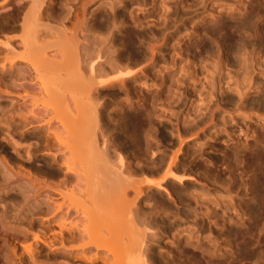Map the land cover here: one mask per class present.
Segmentation results:
<instances>
[{
  "label": "bare ground",
  "instance_id": "1",
  "mask_svg": "<svg viewBox=\"0 0 264 264\" xmlns=\"http://www.w3.org/2000/svg\"><path fill=\"white\" fill-rule=\"evenodd\" d=\"M95 1L0 0V76L12 88H0V93L15 98L9 106L14 113L0 122V264H78L75 260L96 264L99 259L101 264H264L263 134L242 150L227 144L222 152L229 170L240 168L247 174L244 182L249 195L241 201L235 217L228 221L210 212L198 213L186 203V214H194L199 229L211 234L217 227L226 241L225 249L210 247L198 228L196 233L189 230L185 238L179 237L176 229L169 242L172 246L158 247L159 259L154 256L145 235L151 230L145 223L151 213L141 210L138 203L149 199L153 191L173 199L166 183L194 179L191 174L177 172L187 140L176 128L174 148H168L156 168L160 176H149L140 165L148 163L154 153L148 106L153 99L151 85L135 101H118L112 116L108 115L117 122L108 134L109 125L102 118V91L118 86L128 95L127 84L145 67H130L129 55L137 53L136 35L128 33L123 43L116 40L119 25L114 11L125 0H99L89 30L83 27L86 10ZM254 2L263 8V0ZM68 3L73 6L68 8ZM108 9L113 11L112 29L103 35L102 30L110 28L103 23ZM132 12L131 8L129 15L134 20ZM51 16L56 23L43 21ZM257 17L258 28L249 30L246 37L256 40L255 49L264 56V15ZM65 21L71 26L63 24ZM103 44H109L106 50ZM211 45L210 51L216 48L219 56H230L222 32ZM120 46L125 47L126 55ZM148 49L150 63L155 47L149 45ZM198 51L203 53V49ZM21 65L38 92H28L22 83L16 86L26 77ZM159 74L162 93L167 76L162 71ZM128 108L135 110L134 119L148 120L141 124L143 146L127 123ZM125 144L134 159L123 150ZM41 174L50 179L41 178ZM229 198L233 199L231 192ZM173 213L177 217L179 211ZM104 232L103 240H95ZM90 246L103 247L110 257H101L99 250L92 256L86 251V255Z\"/></svg>",
  "mask_w": 264,
  "mask_h": 264
},
{
  "label": "rangeland",
  "instance_id": "2",
  "mask_svg": "<svg viewBox=\"0 0 264 264\" xmlns=\"http://www.w3.org/2000/svg\"><path fill=\"white\" fill-rule=\"evenodd\" d=\"M111 1L113 0H108ZM55 3L56 7L59 6L57 1ZM98 3L99 0H96L86 10L88 19L86 18L83 27L88 30L91 14ZM68 6L70 8L73 5L68 3ZM131 8L134 20L130 19ZM105 11L103 23L104 26L109 24L110 28L102 30L103 35L110 33L112 29L113 11L109 9ZM114 14L116 21L118 20L116 24L119 25V31L116 33L118 43L125 42L128 33L136 35L137 53L129 55V60L132 61L130 67L145 69L127 84L128 95L118 86L108 87L102 91L100 96L104 104L102 118L103 122L109 125L108 134H112L111 128L117 123L108 117L114 113L113 108L119 102L125 104L127 100H137L142 90L151 85L149 88L152 90L150 94L153 99L152 105L148 106L151 107L149 122H152L154 127L151 132L154 138L150 139L154 153L151 156L148 152V156H151L148 163L140 165L147 169L149 176H160L161 171H156L159 160L165 152L174 148L177 140L176 128H179L181 137L187 141L177 172L191 174L194 177L193 180L189 179L183 183L174 181L166 183L173 199L153 191L149 199L144 198L138 203L141 204V210L147 209L151 213L145 220L151 230L145 235L151 243V251L159 259L158 247L170 248L171 234L176 229L179 237L185 238L189 230L196 233L197 228H200L194 214H186V203L189 202L198 213L210 212L212 216L224 217L229 221V217H235L237 210L242 207L241 201L249 195L244 182L247 174L240 168L229 170V164L224 162L222 152L227 144H233L231 147L242 150L250 146L257 135H264V56L255 49L256 40L252 38L248 40L246 37L249 30L258 28L257 16L264 15V6L258 7L254 0H125L124 3H119ZM54 20L51 16L50 19L46 18L43 21L54 24L56 23ZM65 22L67 23L63 24L67 27L71 26L69 21ZM219 31L225 35L226 42L229 43V57L219 56L221 52L216 48L210 51L211 40ZM40 33L44 34V31L41 30ZM83 35H86V32ZM108 45L103 44L104 50ZM149 45L155 47L154 59L150 63L147 61ZM199 49H203L201 55ZM120 51L125 53V47L120 46ZM21 68L22 70L25 68L26 77L20 79L16 86L19 87L22 83L24 87H28L27 89L31 88L28 92L36 91L38 87L35 85L34 90L33 84L28 81L27 68L25 66L23 68L22 65ZM159 71L167 76V85L162 93L160 90L164 85H158ZM10 85L6 78L0 76V88L12 89ZM14 101V97L0 93V122L6 121L9 115L14 113L9 107ZM29 105L26 101L24 106ZM133 110L129 108L125 110L127 123L143 146L144 134L141 132V124L148 120L134 119ZM54 124L56 125V121ZM116 130L124 138V134L118 128ZM126 145L123 150L131 156ZM131 158L134 159L133 156ZM40 177L50 179L46 174H41ZM229 192L233 195L232 200L229 198ZM171 210L174 212L178 210V216L175 217ZM199 230L203 233L202 240L208 242L210 247L225 249L226 241L217 227L211 229V234L206 230ZM105 233H101L104 236L98 234L95 240H103L107 236ZM212 234L216 240L212 238ZM86 238L89 240V237ZM77 242L78 240L74 244ZM79 242H82L81 239ZM90 247L85 249L89 254L86 252V255L90 256L92 253V256L94 251L99 250L101 257H110L103 247L99 249ZM75 261L78 264H87L82 260ZM96 262L101 264L102 261L99 259Z\"/></svg>",
  "mask_w": 264,
  "mask_h": 264
}]
</instances>
